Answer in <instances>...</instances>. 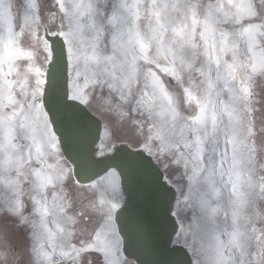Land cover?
Wrapping results in <instances>:
<instances>
[{
  "label": "snow or ice",
  "instance_id": "snow-or-ice-1",
  "mask_svg": "<svg viewBox=\"0 0 264 264\" xmlns=\"http://www.w3.org/2000/svg\"><path fill=\"white\" fill-rule=\"evenodd\" d=\"M0 264H264V0H0Z\"/></svg>",
  "mask_w": 264,
  "mask_h": 264
},
{
  "label": "water",
  "instance_id": "water-1",
  "mask_svg": "<svg viewBox=\"0 0 264 264\" xmlns=\"http://www.w3.org/2000/svg\"><path fill=\"white\" fill-rule=\"evenodd\" d=\"M126 196H127V193H126ZM159 244H160V247H163L162 241H160ZM127 246H128V242L126 241V247ZM129 250L132 251V249H129ZM135 255H140V258L143 259V260H150V259L153 258V257L147 256V255L141 254V253H134V255L132 257H130V258H134Z\"/></svg>",
  "mask_w": 264,
  "mask_h": 264
}]
</instances>
